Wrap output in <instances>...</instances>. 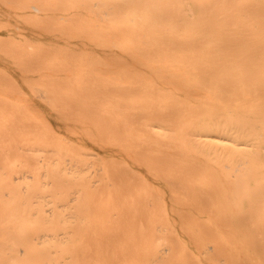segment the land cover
<instances>
[{
  "label": "bare ground",
  "instance_id": "6f19581e",
  "mask_svg": "<svg viewBox=\"0 0 264 264\" xmlns=\"http://www.w3.org/2000/svg\"><path fill=\"white\" fill-rule=\"evenodd\" d=\"M0 264H264V0H0Z\"/></svg>",
  "mask_w": 264,
  "mask_h": 264
}]
</instances>
